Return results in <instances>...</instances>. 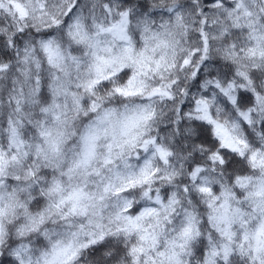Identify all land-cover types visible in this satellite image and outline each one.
<instances>
[{
  "label": "snow or ice",
  "instance_id": "obj_1",
  "mask_svg": "<svg viewBox=\"0 0 264 264\" xmlns=\"http://www.w3.org/2000/svg\"><path fill=\"white\" fill-rule=\"evenodd\" d=\"M0 264H264V0H0Z\"/></svg>",
  "mask_w": 264,
  "mask_h": 264
}]
</instances>
